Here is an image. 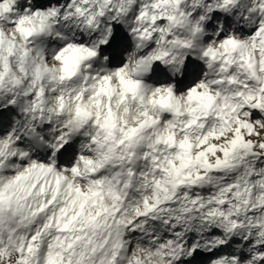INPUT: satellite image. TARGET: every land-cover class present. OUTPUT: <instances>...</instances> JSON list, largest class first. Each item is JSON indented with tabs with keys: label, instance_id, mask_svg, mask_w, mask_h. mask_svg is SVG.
<instances>
[{
	"label": "snow or ice",
	"instance_id": "obj_1",
	"mask_svg": "<svg viewBox=\"0 0 264 264\" xmlns=\"http://www.w3.org/2000/svg\"><path fill=\"white\" fill-rule=\"evenodd\" d=\"M0 24V264H264V0H0ZM57 25L80 38L50 69Z\"/></svg>",
	"mask_w": 264,
	"mask_h": 264
},
{
	"label": "clouds",
	"instance_id": "obj_2",
	"mask_svg": "<svg viewBox=\"0 0 264 264\" xmlns=\"http://www.w3.org/2000/svg\"><path fill=\"white\" fill-rule=\"evenodd\" d=\"M249 0H240L241 7H244L248 4ZM27 3L31 5L32 0H27ZM231 17L230 24L233 26L232 28H229V31H232L233 28L239 24H243V21L237 22L236 16L238 15V12H233L227 14ZM247 15V13H245ZM253 20H255V17H253ZM258 22V21H257ZM217 25H223L225 23V19L222 16L218 21L215 22ZM0 31L4 32L7 37L11 38L14 33L15 29L12 27H8L5 24H0ZM212 29H208V32L211 33ZM90 35V34H89ZM76 36L77 38H80V34L77 32V30L74 27L66 26L65 28L61 29L59 25L56 26V29L52 32L51 36H45L42 40H38L32 44V48H41L44 50V55L47 57V67L50 69H56L60 67L59 62L55 59L54 53L59 48L60 45H63L66 43L65 39H62V37L67 38V42H72L73 37ZM242 39L246 37H240ZM132 43H135V41H131ZM17 43L22 44L23 41L19 40L17 38ZM140 53H143L145 57L148 55V52L144 49H140ZM194 54V53H193ZM139 53L136 51V49L130 48L128 50H123L122 48H115L112 50H108L104 53L103 57L100 58L101 65H107L109 58H115L117 61L122 60L125 66L127 67L129 72H132L135 70V66L137 65V61L139 59ZM100 65H97L99 67ZM146 75H151V73H146ZM34 150H39V144L36 142V145L34 147ZM158 226L160 230H163L165 228V225L157 222V225H154V227ZM134 246V245H133ZM130 258L135 261L136 259L141 260L142 264H144V256L142 253H137L135 251L129 253ZM124 264H127V261L124 262Z\"/></svg>",
	"mask_w": 264,
	"mask_h": 264
}]
</instances>
